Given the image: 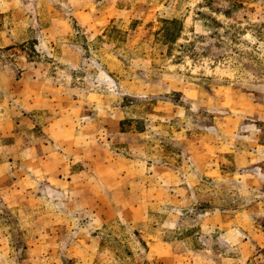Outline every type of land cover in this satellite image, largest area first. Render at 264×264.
Segmentation results:
<instances>
[{"label":"rangeland","instance_id":"rangeland-1","mask_svg":"<svg viewBox=\"0 0 264 264\" xmlns=\"http://www.w3.org/2000/svg\"><path fill=\"white\" fill-rule=\"evenodd\" d=\"M0 264H264V0H0Z\"/></svg>","mask_w":264,"mask_h":264}]
</instances>
